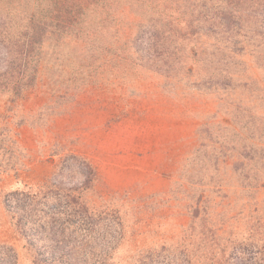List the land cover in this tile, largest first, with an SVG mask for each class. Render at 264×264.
Segmentation results:
<instances>
[{"label": "rangeland", "instance_id": "1", "mask_svg": "<svg viewBox=\"0 0 264 264\" xmlns=\"http://www.w3.org/2000/svg\"><path fill=\"white\" fill-rule=\"evenodd\" d=\"M95 15L93 45L47 39L37 83L0 95V264H34L4 195L47 181L67 151L96 170L90 201L119 215L108 263L195 248L210 223L262 263L264 0H101Z\"/></svg>", "mask_w": 264, "mask_h": 264}, {"label": "trees", "instance_id": "2", "mask_svg": "<svg viewBox=\"0 0 264 264\" xmlns=\"http://www.w3.org/2000/svg\"><path fill=\"white\" fill-rule=\"evenodd\" d=\"M100 1L0 0V95L16 100L37 83L47 39L63 43L74 37L82 49L93 45ZM206 35L203 33V37ZM161 37L157 31L151 35L153 47H158ZM196 47L190 46L194 53ZM12 141L15 144L16 138ZM74 176L75 182L71 181ZM95 182L92 163L77 152L67 151L47 181L4 195L2 206L19 237L34 251V264H112L108 262L121 246L117 235L124 229L116 210L103 211L90 201ZM202 199L200 195L198 203ZM194 211L199 213V206ZM210 225L215 230L209 237V231L199 226L195 248L163 244L143 251L137 249L126 264H257L254 257L236 246L225 249L223 230Z\"/></svg>", "mask_w": 264, "mask_h": 264}]
</instances>
